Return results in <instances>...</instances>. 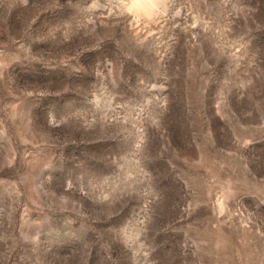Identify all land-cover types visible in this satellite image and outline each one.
I'll return each mask as SVG.
<instances>
[{
	"label": "rangeland",
	"instance_id": "374dc122",
	"mask_svg": "<svg viewBox=\"0 0 264 264\" xmlns=\"http://www.w3.org/2000/svg\"><path fill=\"white\" fill-rule=\"evenodd\" d=\"M0 264H264V0H0Z\"/></svg>",
	"mask_w": 264,
	"mask_h": 264
}]
</instances>
